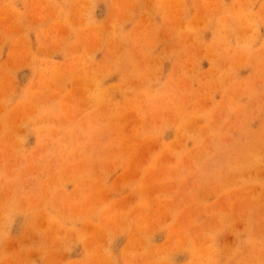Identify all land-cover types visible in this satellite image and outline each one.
<instances>
[{"label":"rangeland","instance_id":"1","mask_svg":"<svg viewBox=\"0 0 264 264\" xmlns=\"http://www.w3.org/2000/svg\"><path fill=\"white\" fill-rule=\"evenodd\" d=\"M0 264H264V0H0Z\"/></svg>","mask_w":264,"mask_h":264}]
</instances>
